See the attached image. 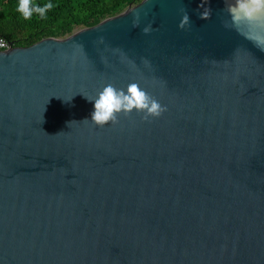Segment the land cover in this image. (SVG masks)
<instances>
[{"label": "water", "instance_id": "1", "mask_svg": "<svg viewBox=\"0 0 264 264\" xmlns=\"http://www.w3.org/2000/svg\"><path fill=\"white\" fill-rule=\"evenodd\" d=\"M230 2L139 0L0 51V264H264V51ZM131 82L162 115L96 125L85 96Z\"/></svg>", "mask_w": 264, "mask_h": 264}, {"label": "clouds", "instance_id": "2", "mask_svg": "<svg viewBox=\"0 0 264 264\" xmlns=\"http://www.w3.org/2000/svg\"><path fill=\"white\" fill-rule=\"evenodd\" d=\"M53 7L52 0H15V10L26 21L34 16L46 17ZM262 9H264V0H232L226 8L234 22H248L246 27L250 34L245 38L264 51V36L260 33L261 17L258 15ZM208 14L202 15L201 18H208ZM186 25H190V18L185 13L178 27L184 28ZM143 31L150 32L151 26H146ZM85 97L94 102L91 120L100 127L110 122L115 123L120 113L129 114L136 111L143 113V118L148 119L159 117L166 110L136 82L129 83L125 88H118L108 83L97 92L94 98Z\"/></svg>", "mask_w": 264, "mask_h": 264}, {"label": "trees", "instance_id": "3", "mask_svg": "<svg viewBox=\"0 0 264 264\" xmlns=\"http://www.w3.org/2000/svg\"><path fill=\"white\" fill-rule=\"evenodd\" d=\"M139 0H52L46 17L24 20L15 10V0H0V36L15 46H26L42 37H61L117 14Z\"/></svg>", "mask_w": 264, "mask_h": 264}, {"label": "built area", "instance_id": "4", "mask_svg": "<svg viewBox=\"0 0 264 264\" xmlns=\"http://www.w3.org/2000/svg\"><path fill=\"white\" fill-rule=\"evenodd\" d=\"M8 47H9V42L5 38L0 36V51L7 49Z\"/></svg>", "mask_w": 264, "mask_h": 264}]
</instances>
